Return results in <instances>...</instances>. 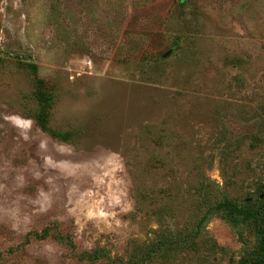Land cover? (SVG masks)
Here are the masks:
<instances>
[{
    "label": "rangeland",
    "instance_id": "1",
    "mask_svg": "<svg viewBox=\"0 0 264 264\" xmlns=\"http://www.w3.org/2000/svg\"><path fill=\"white\" fill-rule=\"evenodd\" d=\"M262 203L264 0H0V264H239Z\"/></svg>",
    "mask_w": 264,
    "mask_h": 264
},
{
    "label": "trees",
    "instance_id": "2",
    "mask_svg": "<svg viewBox=\"0 0 264 264\" xmlns=\"http://www.w3.org/2000/svg\"><path fill=\"white\" fill-rule=\"evenodd\" d=\"M226 205L230 207L231 213L232 211L233 212L241 211L238 209V207L235 204L228 202ZM244 212H245V217L253 219L258 233L264 234V203H262L258 207L247 209ZM239 264H264V255L245 257L239 262Z\"/></svg>",
    "mask_w": 264,
    "mask_h": 264
},
{
    "label": "water",
    "instance_id": "3",
    "mask_svg": "<svg viewBox=\"0 0 264 264\" xmlns=\"http://www.w3.org/2000/svg\"><path fill=\"white\" fill-rule=\"evenodd\" d=\"M173 51V49H171V50H169V51H167L164 55H163V57H166V56H168L171 52Z\"/></svg>",
    "mask_w": 264,
    "mask_h": 264
}]
</instances>
